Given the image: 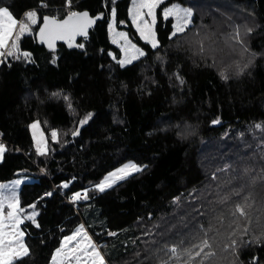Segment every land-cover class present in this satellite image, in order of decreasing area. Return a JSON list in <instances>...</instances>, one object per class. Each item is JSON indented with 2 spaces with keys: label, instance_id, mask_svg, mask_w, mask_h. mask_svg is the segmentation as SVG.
Masks as SVG:
<instances>
[{
  "label": "trees",
  "instance_id": "trees-1",
  "mask_svg": "<svg viewBox=\"0 0 264 264\" xmlns=\"http://www.w3.org/2000/svg\"><path fill=\"white\" fill-rule=\"evenodd\" d=\"M132 2L0 0L17 19L40 13L18 41L30 57L0 62V182L29 177L19 204L34 205L40 225L24 222L30 255L14 264H51L83 220L109 264H200L202 256L189 252L204 240L215 253L204 264H264V0H164L156 48L136 28ZM174 3L191 7L193 22L170 38L175 20L163 13ZM83 9L101 15L88 37L52 49L39 41L46 15ZM112 9L117 26L145 50L124 66L110 34ZM34 121L50 145L43 155ZM128 162L143 170L103 192L91 188L84 202L69 201ZM240 189L250 193L247 218L232 215L243 203L234 194Z\"/></svg>",
  "mask_w": 264,
  "mask_h": 264
},
{
  "label": "snow or ice",
  "instance_id": "snow-or-ice-1",
  "mask_svg": "<svg viewBox=\"0 0 264 264\" xmlns=\"http://www.w3.org/2000/svg\"><path fill=\"white\" fill-rule=\"evenodd\" d=\"M162 0H142V3L139 5L140 8H147L148 15L152 17L153 24L155 23V14L153 9H155ZM67 5H71V0H66ZM41 7H47L46 4L41 2ZM142 17V13H138ZM164 17H175L176 24L174 25V31L171 33V37H175L178 34L185 33L188 27L192 24V9L191 8H183L179 5H173L170 8L164 10ZM112 16H115V9H112ZM25 17L30 20L31 24H36L38 22L37 13L35 10L29 11L25 13ZM99 18V17H97ZM135 22V17H134ZM95 23V18H90L87 12H70L68 14L67 19L58 21L55 17H44L43 18V27L40 28L39 35L41 41H47L48 47L52 49L54 47V41L56 39H64L65 34H69L71 37L75 35H83L87 36V28ZM17 20L13 17L12 13L9 11L7 7L0 8V49L8 48V41L12 39L13 32L17 28ZM111 27V25H110ZM139 27V25H137ZM151 32V29H149ZM249 31H251L249 29ZM30 32L29 25L27 23L19 24V31L16 32L15 39L13 41L12 48L14 50L11 51H0V56H14L15 58H19L16 56V51H18V41L22 35ZM119 36L125 39L126 44L129 46L125 49V51L133 50L134 54L125 60H120L118 63L121 66L125 64H130L133 60L138 59L139 56L145 55V53L136 48L135 45L131 44V41L128 40L126 33H119ZM140 35L143 39L149 40V36H146L144 31H140ZM234 39L239 40V32L237 30L236 36ZM116 42L115 40L113 41ZM151 44L153 48L158 47V41L155 39V33L151 32ZM70 46H72L70 44ZM78 47H83V45H77ZM123 47V46H122ZM203 46L201 45V51L203 52ZM23 55L25 57H30V53L24 52ZM115 58V57H113ZM2 62V61H0ZM55 63V61H52ZM177 78H179L177 74ZM227 79V77H225ZM180 83H183V80L180 79ZM55 95V94H54ZM67 99V98H65ZM71 107V105H69ZM81 123H86V121H82ZM213 123H219V121H213ZM33 128L37 127V124L32 125ZM259 127V125H257ZM2 135V134H0ZM57 133L55 131L52 132V138L56 139ZM39 149V144H38ZM5 145L0 143V158L3 157L5 152ZM44 154V151H41V155ZM131 168L132 171H142L143 169L140 166L135 164L126 165L125 168L118 169L117 172L109 174V177L106 178L102 183L98 184L96 187L99 191L103 192L106 188L111 187L113 183L116 182L117 179H124L130 172L127 170ZM118 173H122L123 175H118ZM16 184L21 183V181L17 180ZM68 185L65 184L64 187ZM6 185H0V188H4ZM242 189L234 190V194L239 197L243 203H237L235 205V211L232 213L233 216L239 215L240 217L247 218L248 213L245 211V207H251L250 204L247 203L250 193L248 195H241ZM49 195H51L49 193ZM81 193H75L73 199L79 200L81 199ZM86 198V196L84 197ZM9 200L7 207L10 211L7 212L5 216V207L4 200ZM178 199V198H177ZM19 201L13 193L11 197H4L0 195V264H14L15 261L22 260L24 257L30 255V249L27 244L24 242L25 232L20 230V225L23 223L19 212L23 211L18 207ZM30 207H35L34 205ZM37 213L33 212L31 215L26 216V219L31 220L32 223L39 228L40 225L36 222ZM11 220L10 225H6L4 220ZM9 228L8 232L4 231V228ZM244 233H247V228L244 229ZM109 235H115V233H109ZM80 238L77 240V238ZM259 237L256 238V242H259ZM76 240L77 244L73 248H68L67 253L64 249L67 247L68 243ZM86 242L83 248L80 247L81 243ZM236 241L233 240L231 246H235ZM195 248H198V251H195L194 256L189 252V259H194L195 257H201L200 264H204V261L210 259L215 255L213 251H211V245L207 240L202 241L200 245H194ZM209 249V251L205 252V249ZM170 252L173 256L179 257L178 247L173 246L170 249ZM79 253V254H78ZM74 256L77 261H80L82 256L86 257L87 260L91 262V264H107L105 257L99 251L98 246L92 241L91 237L88 235L85 230L84 225H80L71 236L64 237V243L61 244V247L56 249V253L51 258V264H63V261L69 259V255ZM255 259V258H254ZM167 264V262H166Z\"/></svg>",
  "mask_w": 264,
  "mask_h": 264
},
{
  "label": "rangeland",
  "instance_id": "rangeland-1",
  "mask_svg": "<svg viewBox=\"0 0 264 264\" xmlns=\"http://www.w3.org/2000/svg\"><path fill=\"white\" fill-rule=\"evenodd\" d=\"M164 0H162V2H163ZM142 3V0H133V2H132V4H131V7H130V16H131V18H132V20H133V22H134V17H135V22H134V24H135V26H136V28L138 29V31L140 32L141 30H143L144 31V33H145V35L146 36H149V40H146V41H148V42H150L151 43V32H154L155 33V39L158 41V45H159V40H158V38H157V33H156V23H157V9L159 8V5L161 4H159L155 9H153V12H154V14H155V23L153 24V22H152V17L151 16H149L148 15V9L147 8H140L139 7V5ZM173 5H179V6H181V7H183V8H191L190 6H185V5H182V4H179V3H174V4H172V5H169L167 8H170V7H172ZM5 7V6H4ZM0 8H3V7H0ZM166 8V9H167ZM192 9V8H191ZM33 10H35L36 11V13H37V17H38V21H39V18H40V13L36 10V9H33ZM33 10H30V11H33ZM10 11V10H9ZM29 12V11H28ZM192 12H193V9H192ZM27 13V12H26ZM138 13H142V17H141V15H139ZM13 14V13H12ZM14 17V16H13ZM15 18V17H14ZM16 20H17V22H18V24H17V28L14 30V32H13V37H12V39H9V41H8V48L7 49H0V51H4V52H7V51H11V50H14L13 48H12V45H13V41H14V39H15V35H16V32H18L19 31V24L20 23H27L28 25H29V28H30V32H27V33H25V34H28V33H32L33 31H34V27H35V25L38 23H36V24H31V22H30V20H28L26 17H24L23 19H17V18H15ZM174 20H175V22H174V25L176 24V19H175V17H174ZM192 22H193V15H192ZM110 25H111V27L109 26V28H110V34H111V37H112V41H116L115 43L120 47V49L122 50V57L120 58V60H125V59H127V58H129L131 55H133L134 54V52H133V50H129V51H125V49L126 48H128L129 46L126 44V42H125V39L123 38V37H121V36H119L118 34L119 33H126L127 34V38H128V40H130L131 41V44H133V45H135L136 46V48H138V49H140V50H142L144 53H145V50L141 47V46H139L138 44H136L131 38H130V36H129V34H128V32L126 31V30H124V29H120L118 26H117V22H116V13H115V16L113 17L112 15H111V19H110ZM137 25H139V27H137ZM149 29H151V32L149 31ZM123 46V47H122ZM24 52H26V51H21L20 49H19V46H18V51H16V55H23V53ZM111 55L113 56V57H115V53L113 52V51H111ZM6 57H10L9 55H5V56H0V61H2V59H4V58H6ZM140 57H142V56H139V58ZM27 58H29V57H27ZM138 58V59H139ZM135 60H137V59H135ZM135 60H133L134 62H135ZM132 61V62H133ZM131 62V63H132ZM125 65H128V64H125ZM88 118H85L83 121H86ZM33 124H37V127L36 128H33L32 127V125ZM83 124V123H82ZM261 126V125H260ZM30 127H31V133L33 134V137H34V142H35V147H36V149L38 150V152H40L41 153V151H44V153L45 152H48L49 150H50V145H49V142H48V138H47V135H46V133L44 132V130H43V128H42V125H41V123L39 122V121H34L33 123H31V125H30ZM53 131H55L56 133H57V137H56V139L55 140H57L58 138H59V135H60V130L59 129H54ZM52 131V132H53ZM0 143H2V144H4L5 146H6V144L0 139ZM38 144H39V149H38ZM5 149H6V147H5ZM1 159V158H0ZM134 163H132V162H130V164H129V162L128 163H126V165H133ZM141 168H142V166H140ZM122 168H125V164H124V166L122 167ZM129 172H130V174H132V173H135L136 171H132L131 170V168H129V169H127ZM129 174V175H130ZM118 175H123L122 173H120V174H118ZM27 179H29V177L28 176H26V175H21V176H19V177H16V178H14V179H12V180H8V181H3V182H0V185H6V187H4V188H0V195H2V196H4V197H11L12 195H13V193H15V195H16V197H17V199H18V201H19V195H18V193H19V188H20V186H21V184H22V182H24V181H26ZM17 180H19V181H21V183H19V184H16L15 182L17 181ZM120 180H122V179H117L116 180V182H118V181H120ZM65 184H67L68 185V183H65ZM65 184H63V185H65ZM114 184V183H113ZM112 184V185H113ZM69 186V185H68ZM67 186V187H68ZM67 187H64V190H65V188H67ZM64 190H62L63 192H65ZM86 200H88V199H86ZM85 200V201H86ZM181 200H179L178 201V203L180 202ZM10 201L9 200H4V207H5V216L7 215V212L8 211H10V209H8V207H7V205H8V203H9ZM81 202H84V201H81ZM80 203V202H79ZM18 207H19V209H22L23 211H20L19 212V215H20V217H21V219L23 220V223L19 226L20 227V230H22V231H24L25 232V236H24V242L26 243V229L24 228V222L26 221V220H28V219H26V216H28V215H31L33 212H35V213H39V211L34 207V208H32L31 210H29V211H26L23 207H20V204L18 205ZM87 210H88V207H86L85 206V208H84V211H85V213L87 212ZM37 216V215H36ZM87 222V221H86ZM84 220H83V222H81V224H79L71 233H69V234H67V235H65V237L66 236H71L72 234H73V232L80 226V225H84L85 226V230L87 231V233H88V235L91 237V239H92V241L98 246V248H99V251L101 252V254L105 257V260H106V262H107V264H109V262H108V260L106 259V256H105V254H104V252H103V250L101 249V246H100V244L95 240V238H93L92 236H91V233H90V231H89V229H88V222L86 223ZM4 223L6 224V225H10L11 224V220H8V219H5L4 220ZM10 229L9 228H4V231L5 232H8ZM80 238L78 237L77 238V240H79ZM63 243H64V239H63ZM77 244V241L76 240H74V241H72V242H70V243H68V245H67V247L64 249V251L67 253V251H68V248H73L75 245ZM85 244H86V242H84V243H81L80 244V247L81 248H83L84 246H85ZM61 247V246H60ZM59 247V248H60ZM55 253H56V251H55ZM79 254V253H78ZM63 264H91V262L89 261V260H87V258L86 257H83L82 256V258H81V260L80 261H77L75 258H74V256H72L71 254L69 255V259H66V260H64L63 261Z\"/></svg>",
  "mask_w": 264,
  "mask_h": 264
},
{
  "label": "water",
  "instance_id": "water-1",
  "mask_svg": "<svg viewBox=\"0 0 264 264\" xmlns=\"http://www.w3.org/2000/svg\"><path fill=\"white\" fill-rule=\"evenodd\" d=\"M76 12H80V13L87 12V13L89 14V17H90V18H95V23L92 24L90 27L87 28V36H83V35H75L74 37H71L69 34H65V37H66V38H64V39H56V40L54 41V47H53V48L57 47L58 43L61 42V41H65V42H70V41H72V42H74V41H76L77 39H79L80 37H81V38L88 37L89 34H90V32H91V30L96 26V24L98 23V21H99L100 18H101V15H100V14H96V15H94V14H92V12H91L90 10H88V9H83V10H79V11H76ZM45 17H55L58 21H62V20L67 19L68 15H66V16H64V17H58V16H56V15H46ZM97 17H99V18H97ZM41 27H43V21H42V23L40 24V26H39V28H38V30H37V33H36L37 38L39 39V41L41 40L40 35H39V31H40V28H41ZM41 42H42V41H41ZM43 43L46 44V45L48 46L47 41H43Z\"/></svg>",
  "mask_w": 264,
  "mask_h": 264
},
{
  "label": "built area",
  "instance_id": "built-area-1",
  "mask_svg": "<svg viewBox=\"0 0 264 264\" xmlns=\"http://www.w3.org/2000/svg\"><path fill=\"white\" fill-rule=\"evenodd\" d=\"M102 182H103V181H102ZM102 182H101V183H102ZM99 184H100V183H99ZM97 185H98V184H96V185H92V186H90V187L82 188V189H80V190H78V191H76V192L70 194V196L68 197V198H69V201L72 202V203H76V204H78V203L81 202V201H85L86 199H89V196H90L89 191H90V189L96 187ZM75 193H81V197H82V198L79 199V200H74L73 197H74ZM85 196H86V198H84Z\"/></svg>",
  "mask_w": 264,
  "mask_h": 264
}]
</instances>
